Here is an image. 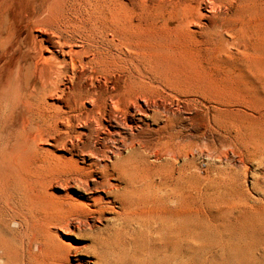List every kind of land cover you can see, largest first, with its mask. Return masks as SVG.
Returning a JSON list of instances; mask_svg holds the SVG:
<instances>
[{
    "label": "bare ground",
    "instance_id": "1",
    "mask_svg": "<svg viewBox=\"0 0 264 264\" xmlns=\"http://www.w3.org/2000/svg\"><path fill=\"white\" fill-rule=\"evenodd\" d=\"M86 1H110L109 8L161 5L179 29L200 30L222 51L230 44L225 0ZM62 18L48 24L29 13L14 64H0V146L8 151L24 141L73 162L83 197L67 189L68 206L80 225L106 221L94 233L88 264H264V187L262 203L227 181L198 192L193 135L164 104L173 96L161 92L150 56L133 36L144 28V12ZM256 156L264 159V147ZM46 180L37 176L26 184L52 194ZM62 220L43 236L58 249L67 245L65 226H71ZM208 234L217 237L214 254L197 246L198 236ZM17 264L31 263L23 254ZM56 264L73 263L63 252Z\"/></svg>",
    "mask_w": 264,
    "mask_h": 264
},
{
    "label": "rangeland",
    "instance_id": "2",
    "mask_svg": "<svg viewBox=\"0 0 264 264\" xmlns=\"http://www.w3.org/2000/svg\"><path fill=\"white\" fill-rule=\"evenodd\" d=\"M105 2L0 0V64H14L23 46L29 13L54 24L64 16L86 11L115 10L127 16L143 11L144 28L133 36L150 56L162 81L161 92L173 96L164 104L181 114V128L193 135L198 192L203 185L227 181L236 191L262 203L259 190L264 187V159L256 160V154L264 147V0H225L228 14L224 24L230 37L225 51L198 29H179L170 10H162L161 5L128 2L109 8L110 1ZM0 153V264H17L23 254L31 264H56L63 252H68L73 264H88L93 259L94 233L106 221L91 220V228L83 222L80 225L81 219L68 206L67 189L83 197L75 189L73 162L38 153L24 141L8 151L1 145ZM37 176L47 178L46 187L52 194L27 186ZM197 199L198 203L204 200L200 195ZM61 218L63 225L68 220L71 226L70 230L65 226L67 245L59 250L43 236L48 228L56 229L54 223ZM203 245L210 246L214 254L217 237L198 236L197 246Z\"/></svg>",
    "mask_w": 264,
    "mask_h": 264
}]
</instances>
